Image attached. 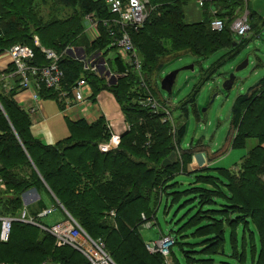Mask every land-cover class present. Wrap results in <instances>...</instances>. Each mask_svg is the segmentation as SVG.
Listing matches in <instances>:
<instances>
[{
  "label": "trees",
  "instance_id": "16d2710c",
  "mask_svg": "<svg viewBox=\"0 0 264 264\" xmlns=\"http://www.w3.org/2000/svg\"><path fill=\"white\" fill-rule=\"evenodd\" d=\"M106 1L0 0V54L14 44L27 45L34 52L27 63L33 66L50 63L42 48L60 56L59 86L31 80L39 103L53 98L60 111L77 105L72 88L83 78L90 89L88 102L94 105L100 92H112L126 125L118 145L102 150L100 146L108 144L114 134L105 115L99 113L89 121L84 115L72 120L68 114L64 117L68 134L47 144L32 132V116L14 98L20 91L19 79L13 77L7 84L1 77L11 73L14 64L0 70V179L5 184L0 188V217L12 218L8 241H0V264H91L74 247L57 246L55 237L38 221L46 210L43 190L53 200V207L63 210V221L73 218L93 240L102 242L114 264H166L160 252L146 249L141 228L156 219L163 200L167 213L182 196L187 197L181 206L190 207L175 221L184 219L180 226L169 233L172 264H183L181 254L187 264H214L213 255L227 245L231 247L228 256L237 259L231 264H264V76L247 93L235 97L230 112V147H243L249 138L256 139V145L236 170L220 168L219 175L198 173L181 190L173 179L176 173L186 172L192 152L182 150L176 160H169L185 135L184 120L176 121L172 108L168 110L170 106L159 98L171 114L166 115L168 120L163 111H153L142 103L147 91L154 96L151 85L162 58L189 53L200 60L223 50L202 73L205 81L215 72L214 66L240 50L248 40L243 35L235 41L230 25L239 15L241 0H205L201 7L209 18L202 11L203 17L196 20L185 11L192 1L198 6L196 0H147V17L137 29L116 23L118 16ZM44 5L47 19L42 14ZM214 18L223 21L221 29L212 28ZM92 23L99 36L90 41L86 28ZM123 31L130 35L140 60L139 72L112 45L116 34ZM74 47H83L87 53L103 51L105 57L112 52L107 68L118 76L116 81L108 84L83 59L75 58L71 54ZM198 91L195 86L179 104L182 114L189 105L196 109ZM30 190L38 198L24 204L23 195ZM23 210L25 218L20 219Z\"/></svg>",
  "mask_w": 264,
  "mask_h": 264
},
{
  "label": "rangeland",
  "instance_id": "374dc122",
  "mask_svg": "<svg viewBox=\"0 0 264 264\" xmlns=\"http://www.w3.org/2000/svg\"><path fill=\"white\" fill-rule=\"evenodd\" d=\"M237 7V13L239 15L246 13L248 16V23L251 28L244 35L248 41L234 56L226 58L214 66L213 69L215 72L209 79L205 81L201 80L202 73L220 58L223 54V50L209 54L205 59L200 58V60H197V58L189 53H180L175 57L169 56L167 59L162 58L159 71L151 85L154 97L166 101L170 106L168 110L172 108V116L176 118V121L183 119L186 126V132L180 146L173 152L169 161L176 160L182 150L189 149L194 153L197 148L201 147V153L206 156L208 165L212 167L211 169L202 171L198 170L192 174H189L187 170L185 173H176L173 180L178 182V190L190 186L189 182L196 180V175L198 173L219 175L220 168H226L230 171L233 169L236 170L249 149L257 143L256 139L249 138L246 145L243 147H230L229 145L231 136L230 112L235 97L247 93L249 87L264 76V0H241V3ZM209 9L213 12L214 6H211ZM185 11L187 12V16H191L193 20L203 17L201 15L202 11L204 12L205 18H209V14H206V12L202 10V7L199 8L195 6L193 1ZM42 14L43 17L47 19L46 5L42 7ZM87 32L89 33L90 41L99 36L98 28L89 29ZM240 37L242 36L234 34L235 41H239ZM76 48H78L76 51L71 49V54L75 58L80 60L83 59L85 65L93 66L97 75L104 78L105 82L108 84L116 81L118 76L112 74L107 68L109 67L107 58H112V52H109L105 57L103 51L87 53L83 47ZM245 60H248L247 65L243 69L236 71L238 65ZM172 72H176V75L170 94L161 89V80ZM231 75H233L234 78L233 82L229 88H225L224 83L228 81ZM195 86H199V91L195 95L196 109L193 110L192 106L189 105L188 111L182 114L178 106L190 95ZM32 87H34L33 84ZM97 101L100 105L89 103L88 107L82 111V113L85 112V117L87 115L86 118L91 121L103 111L105 118L110 123V126H112V133L117 132L118 126H122L121 128L123 130H121V132H123L126 126L124 115L113 93L107 90L102 91L98 94ZM41 102L44 106L46 119L41 122L33 123L32 132L43 142L52 144L68 134V125L63 116V111L59 110L55 99L46 98L42 99ZM25 104L26 103H22L20 105ZM87 110H90V112L86 113ZM113 145H115V143L108 144L109 147H113ZM1 183L3 187L0 188H4L5 184L3 180H1ZM195 183L199 184L200 182L196 181ZM203 184H206V182H203ZM41 192H43L46 210H50V212L44 217H40L38 221L42 225L48 227L54 223L63 221L66 218L63 210L60 207H53V200L45 190ZM35 194L36 192L34 190L26 192L23 195V203L33 202L35 200ZM186 197L187 196H182L176 203L172 204L168 208L167 213L164 209V200L161 202L156 212V219L147 221L149 222V227L144 223L141 228V234L146 245L149 242L159 240L163 236L170 235L169 233H174V230L180 226L184 219L178 223H175V221L180 220L190 207V205L186 203L184 206H181ZM189 198H191V195ZM204 208H207L206 205ZM194 210L195 208L192 209V212ZM81 231L86 233L83 229ZM186 238L191 239L190 237ZM55 241L57 246L68 245L62 243L57 238H55ZM93 248L94 256L100 261H103L104 259L101 258L103 256L102 253L95 246H93ZM146 249L150 252L148 248ZM223 249V252L219 251L213 255V259L215 260L214 264H219V261H227L228 263L230 261V264L231 262L237 261L236 258L228 256L231 254V247L229 245ZM179 258L183 264H187L182 254L179 255ZM250 258L251 257L248 258L249 261L251 260ZM167 263H172L170 256L167 258Z\"/></svg>",
  "mask_w": 264,
  "mask_h": 264
},
{
  "label": "built area",
  "instance_id": "2783aa9c",
  "mask_svg": "<svg viewBox=\"0 0 264 264\" xmlns=\"http://www.w3.org/2000/svg\"><path fill=\"white\" fill-rule=\"evenodd\" d=\"M204 1L205 0H196L198 7H201ZM106 2L110 7V11L113 14H117L118 16L115 20L116 23H119L121 25L130 24L135 29H137L138 27L142 26L145 18L147 17V0H107ZM87 18L89 17L87 16ZM223 25V21L218 18H214L211 22V26L213 29L219 30L223 27ZM89 27L96 28V24L92 23L89 25ZM230 29L234 32V34L240 36L245 35L250 29L247 14L244 13L237 15V17L232 21ZM35 39L36 43L39 45L37 38ZM112 45L116 47L121 58L123 57L127 61H129L134 66L133 70L139 72L141 63L137 56L130 35L125 31H123L119 35L116 34ZM41 50L46 55V58L50 61V63L48 65L43 66L28 65V59H31L34 55L32 48L23 44H14L6 52L9 54L11 64H14L15 68L12 70L11 73L2 74L1 76L5 79V82L7 84L11 83L13 77H17L19 79L18 85L20 90H31V99L34 103L33 105H29L26 108L29 114H33L39 109L38 94L36 89L32 87V78L40 79L47 87L59 86L62 78V71L60 70L57 63L60 56L51 49L42 48ZM92 69L95 70L93 66ZM89 90V86L83 78L79 79L72 88L73 99L77 102V105L80 106V109L82 110H85L86 107H88L89 105V102L87 100V96L90 94ZM146 94L147 96L145 97V100L142 103L144 105L150 106L153 111H163L165 114L164 116L167 119L166 115L169 116L170 112L166 109V107L160 104L158 100L150 94L149 91H147ZM109 143H115V145L113 146H116L119 143V136L113 135ZM108 144L101 145V149H110ZM0 187H3L1 180ZM49 212L50 210H43L40 215H45ZM111 215H113V213H111ZM24 218L25 211H22L20 219ZM26 220L31 221V218H26ZM0 221V240L6 242L9 239L12 218L1 217ZM45 229H47V231H49L55 238H57L62 243L68 244L82 252L90 260L91 264H112V259L104 251L102 244L93 240L91 237H89L88 234L81 231V227L73 219L70 218ZM172 244L173 239L170 237V235H168L163 236L155 242H149L146 245V248H148L150 252H160L165 258V263L168 264L167 258L169 256V247ZM93 246H95L102 253L103 256L101 258L104 259L103 261H100L97 257L94 256Z\"/></svg>",
  "mask_w": 264,
  "mask_h": 264
},
{
  "label": "crops",
  "instance_id": "0c3cea01",
  "mask_svg": "<svg viewBox=\"0 0 264 264\" xmlns=\"http://www.w3.org/2000/svg\"><path fill=\"white\" fill-rule=\"evenodd\" d=\"M88 30L92 29L93 27H89V25L87 26ZM86 28V34L89 37V33L87 32ZM74 50H78V48L74 47ZM11 63V59L9 57V54L7 52H4L2 54H0V70H4L9 64ZM15 100L19 103H26L25 105H21L22 107L26 108L29 105H33V101L31 99V90L30 89H22L20 91H17L16 94L14 95ZM100 105L99 102L97 101L96 105ZM82 109H80V106L78 105H72V106H67L66 109L63 110V116L65 117V115H72V117L70 116V119L72 120H76L79 119L81 116L84 115L85 117V112L82 113ZM90 112V110H87L86 113ZM102 114H104V112L102 111ZM32 116V120L33 123L35 122H41L44 121L46 119V113L44 110V106L42 104V102L39 103V109L37 110V112L30 114ZM105 115V114H104ZM99 116V114H98ZM87 117V115H86ZM85 117V118H86ZM33 126V124H32ZM122 126H118L117 128V132L114 134H120L121 130H123L121 128ZM112 128V126H111ZM202 152V148H197L196 151L194 153H191L190 159L189 161L186 163V170L189 174L196 172L198 170H205L206 168H212L210 165H208V162L206 160V156L204 154L201 153ZM234 170V169H233ZM38 198V194L36 193L34 196V199L36 200ZM28 202H25L24 204H27ZM149 222H146V225ZM150 226V225H149ZM172 257V256H170ZM172 259V258H171ZM48 264V263H46ZM55 264V263H52ZM172 264V263H171Z\"/></svg>",
  "mask_w": 264,
  "mask_h": 264
},
{
  "label": "water",
  "instance_id": "95a60500",
  "mask_svg": "<svg viewBox=\"0 0 264 264\" xmlns=\"http://www.w3.org/2000/svg\"><path fill=\"white\" fill-rule=\"evenodd\" d=\"M248 63V60H245L244 62H242L240 65H238V67L236 68V71L243 69ZM192 67V66H191ZM193 68V67H192ZM176 72H172L170 74H167L162 80H161V89L171 93V88H172V84L174 82V78H175ZM233 75L230 76V78L228 79V81H226L224 83V87L225 88H229L230 85L233 82ZM0 109H2V106L0 104ZM111 263L114 264V262L111 260Z\"/></svg>",
  "mask_w": 264,
  "mask_h": 264
}]
</instances>
